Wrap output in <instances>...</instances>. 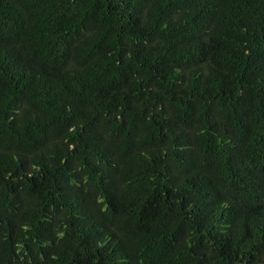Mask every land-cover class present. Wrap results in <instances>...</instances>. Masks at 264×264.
<instances>
[{
	"label": "trees",
	"instance_id": "16d2710c",
	"mask_svg": "<svg viewBox=\"0 0 264 264\" xmlns=\"http://www.w3.org/2000/svg\"><path fill=\"white\" fill-rule=\"evenodd\" d=\"M0 264H264V0H0Z\"/></svg>",
	"mask_w": 264,
	"mask_h": 264
}]
</instances>
